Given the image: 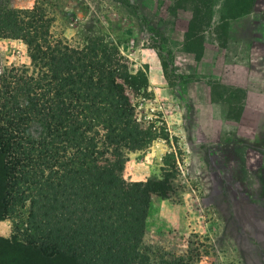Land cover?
I'll use <instances>...</instances> for the list:
<instances>
[{
  "label": "rangeland",
  "instance_id": "rangeland-1",
  "mask_svg": "<svg viewBox=\"0 0 264 264\" xmlns=\"http://www.w3.org/2000/svg\"><path fill=\"white\" fill-rule=\"evenodd\" d=\"M34 2L0 0V8ZM48 7L53 33L71 46L101 36L118 45L132 72L146 74L145 92L133 97L137 126L168 132L123 162L129 184L160 179L168 153L177 170L169 177L171 197L152 193L146 207L148 197L139 195L132 212L140 224L128 229L120 264L140 261V242L177 256L190 246L196 264H264V237L241 231L231 208L244 197L264 201V136L254 140L264 134V89L246 82L264 78V0H253L243 13L227 0H49ZM28 63L21 41L0 38V71ZM235 134L248 137L250 154L213 147ZM230 153L239 162L232 167L216 159ZM4 221L9 232L0 234V264H72L61 256L22 259L11 238L22 232L17 219Z\"/></svg>",
  "mask_w": 264,
  "mask_h": 264
},
{
  "label": "trees",
  "instance_id": "trees-1",
  "mask_svg": "<svg viewBox=\"0 0 264 264\" xmlns=\"http://www.w3.org/2000/svg\"><path fill=\"white\" fill-rule=\"evenodd\" d=\"M252 1L227 0L240 13ZM48 6L35 0L0 8V38L21 41L29 57L0 71V221L17 219L22 232L12 243L28 262L61 256L72 264H120L128 229L140 224L132 212L139 195L148 197L146 207L152 193L171 197L177 170L168 153L160 179L129 184L123 162L168 132L137 126L133 97L145 92L146 74L132 72L118 45L101 36L73 47L55 35ZM136 248L141 259L132 264L199 258L190 246L185 256L142 242Z\"/></svg>",
  "mask_w": 264,
  "mask_h": 264
},
{
  "label": "crops",
  "instance_id": "crops-1",
  "mask_svg": "<svg viewBox=\"0 0 264 264\" xmlns=\"http://www.w3.org/2000/svg\"><path fill=\"white\" fill-rule=\"evenodd\" d=\"M246 82L248 85H250L253 82L257 90L264 89V78L262 77L254 78L252 81H251V77H249ZM209 97H210V94H208V99ZM221 132L222 133L225 132V129L224 131H221ZM235 136L237 137V138L235 137V140L233 139L230 142H223L225 143V145L222 143L221 144L214 143L213 147L224 148L227 150L228 149L235 150L237 156H239L240 152L241 151L243 152L245 149H247L248 154H250L252 144L248 143L249 142L247 141L248 137H244V138H247L245 140L242 137L243 135L238 137L237 134H235ZM257 136L258 138H260L261 136H264V134L256 135L254 140L257 138ZM233 157H235L234 153H230L229 155L226 154L223 157H220V154L216 155L217 160L219 161L222 160L221 162L228 164V166H231V167L234 164L239 163ZM257 195L258 194L254 193L252 196L256 198ZM260 199L261 198L257 197L256 199L251 201L247 199L246 197H244L241 200H236L234 202H231V208H232L233 214L236 217L237 226L241 231L249 233L254 236L262 235L264 237V234H263L264 233V203H263L264 201L261 202ZM8 228L9 227L7 226V223L4 220H1L0 221V234L8 233L9 232Z\"/></svg>",
  "mask_w": 264,
  "mask_h": 264
}]
</instances>
